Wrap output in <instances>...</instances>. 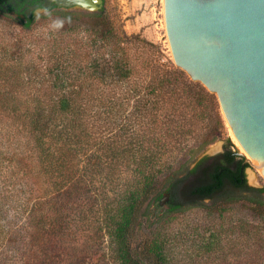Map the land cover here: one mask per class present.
Masks as SVG:
<instances>
[{
  "label": "trees",
  "instance_id": "obj_1",
  "mask_svg": "<svg viewBox=\"0 0 264 264\" xmlns=\"http://www.w3.org/2000/svg\"><path fill=\"white\" fill-rule=\"evenodd\" d=\"M16 19L0 41V161L29 180L32 205L20 224L0 202V264H264V186L234 144L175 168L219 139L216 94L119 31L105 2ZM205 115L217 126L203 133ZM193 208L227 216L198 249L199 228L169 227ZM238 208L257 222L233 223Z\"/></svg>",
  "mask_w": 264,
  "mask_h": 264
},
{
  "label": "water",
  "instance_id": "obj_2",
  "mask_svg": "<svg viewBox=\"0 0 264 264\" xmlns=\"http://www.w3.org/2000/svg\"><path fill=\"white\" fill-rule=\"evenodd\" d=\"M40 1L42 7L32 6L28 15L104 5V0ZM164 14L174 63L216 94L232 136L246 151L237 153L264 177V0H164ZM249 173L255 184L253 170ZM169 199L166 193L161 205Z\"/></svg>",
  "mask_w": 264,
  "mask_h": 264
},
{
  "label": "rangeland",
  "instance_id": "obj_3",
  "mask_svg": "<svg viewBox=\"0 0 264 264\" xmlns=\"http://www.w3.org/2000/svg\"><path fill=\"white\" fill-rule=\"evenodd\" d=\"M104 2L107 12L119 31H124L129 35H141L147 40L158 44L162 52L172 59L165 24L164 0H105ZM46 13L47 10L38 9L35 11V16ZM16 17L17 16L14 14L5 15L0 11V41L3 39L4 41L10 40L12 39L15 31L19 32L20 25ZM45 24V20H39L35 25V28L41 29ZM222 120L223 126L219 128L221 133L219 139H216L209 144L204 151L197 155V157L191 158V155L186 153V151L181 152L178 155L175 168H180V171L182 172L179 174L185 173L186 166L191 168L194 167L198 162H196L197 158L201 154L213 150V153L208 155V162H211L218 154L222 153L226 149V146L229 145V140L232 144H234L233 148L241 153V150L235 143L223 116ZM216 126L217 124L215 119L210 117V115H205L203 117V124H201V131L203 133L211 132L213 128H216ZM242 154L245 155L244 153ZM10 170H13V164L11 162L7 159L5 161H0V202L6 210V213L9 214L8 217L11 218L12 215L16 216V221L21 224L24 218L23 216L27 214L28 209L32 205L30 193L27 191V183L29 180L21 176V174L12 175V173L9 172ZM250 170H253V179L255 184H251ZM246 173L250 185L256 187L264 186V177L252 165L247 168ZM231 218L233 223H241L242 221H246L248 223L257 222V220L250 213L239 208L233 212ZM222 219L224 220L222 221ZM226 220V214L224 217L221 214L211 215L201 208H193L188 209L184 215L178 216L177 219L169 225V227L172 228V233H175L180 237H182L185 233H189L192 227L199 228V236L197 233L193 235L191 234V237L194 240L196 238L199 239H197L198 244L196 245L198 249L201 243H204L209 239V235L212 230L218 227L220 223H225ZM194 232H198V230ZM180 250H182V248H180ZM196 253L198 254L197 251ZM193 256H196L195 253ZM199 261H201L202 264L205 263V260L200 259Z\"/></svg>",
  "mask_w": 264,
  "mask_h": 264
},
{
  "label": "flooded vegetation",
  "instance_id": "obj_4",
  "mask_svg": "<svg viewBox=\"0 0 264 264\" xmlns=\"http://www.w3.org/2000/svg\"><path fill=\"white\" fill-rule=\"evenodd\" d=\"M1 4L7 9H10L12 14L21 17L25 20L35 15H28L29 10L32 6L42 7L40 0H0Z\"/></svg>",
  "mask_w": 264,
  "mask_h": 264
},
{
  "label": "bare ground",
  "instance_id": "obj_5",
  "mask_svg": "<svg viewBox=\"0 0 264 264\" xmlns=\"http://www.w3.org/2000/svg\"><path fill=\"white\" fill-rule=\"evenodd\" d=\"M234 141L237 144V146L239 147V149L241 150V153L246 154V151H245L244 147L235 138H234Z\"/></svg>",
  "mask_w": 264,
  "mask_h": 264
},
{
  "label": "clouds",
  "instance_id": "obj_6",
  "mask_svg": "<svg viewBox=\"0 0 264 264\" xmlns=\"http://www.w3.org/2000/svg\"><path fill=\"white\" fill-rule=\"evenodd\" d=\"M63 21L57 20L56 22H54L53 27L54 28H60L62 27Z\"/></svg>",
  "mask_w": 264,
  "mask_h": 264
}]
</instances>
